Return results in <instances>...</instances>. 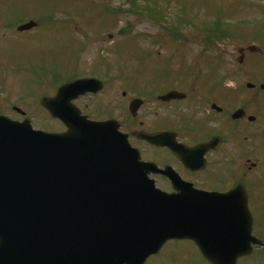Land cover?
I'll return each mask as SVG.
<instances>
[{"label": "water", "instance_id": "obj_1", "mask_svg": "<svg viewBox=\"0 0 264 264\" xmlns=\"http://www.w3.org/2000/svg\"><path fill=\"white\" fill-rule=\"evenodd\" d=\"M34 27L31 21L18 31ZM100 89L95 79L77 80L41 99L66 126L62 133L0 117V264H142L168 239H193L203 252L219 235L231 253L206 256L235 264L254 241L239 235L251 223L244 189L157 190L120 123L91 121L72 103ZM138 106L132 101V114ZM230 201L240 206L222 207Z\"/></svg>", "mask_w": 264, "mask_h": 264}, {"label": "rangeland", "instance_id": "obj_2", "mask_svg": "<svg viewBox=\"0 0 264 264\" xmlns=\"http://www.w3.org/2000/svg\"><path fill=\"white\" fill-rule=\"evenodd\" d=\"M143 4L141 0L134 5L127 0H0V111L20 105L33 114L36 129L60 131L63 126L39 106V99L52 96L67 80L93 76L104 79L107 90L75 103L92 117L110 116L132 126L128 103L147 90L144 83L155 82L154 75L210 66L208 60H198L202 57L224 60L229 71L236 67L239 46L264 48V0H158L164 14L156 20L144 14ZM29 20L38 22V27L16 33V26ZM178 57L184 64H178ZM251 59L248 73H263L264 60ZM175 73L168 83L178 80ZM242 78L245 83L244 72ZM257 137L264 144V123ZM259 146L264 162V145ZM259 191V200L264 201V181ZM262 210L264 206L254 209L264 219ZM179 248L174 264L182 263L180 256L186 251L185 245Z\"/></svg>", "mask_w": 264, "mask_h": 264}, {"label": "flooded vegetation", "instance_id": "obj_3", "mask_svg": "<svg viewBox=\"0 0 264 264\" xmlns=\"http://www.w3.org/2000/svg\"><path fill=\"white\" fill-rule=\"evenodd\" d=\"M241 49L243 55L235 58L237 67L229 71L224 67L225 62H214L204 72H180L175 83L159 80L154 93L147 88L141 97L137 129L146 133H170L165 142L182 145L189 149L188 153H174L167 143L154 146L132 137L130 141L140 149L142 161L154 163L160 170L150 174L160 191L172 193L177 190L175 186L187 185L200 191L227 192L244 186L253 219L252 236L264 243V219L256 217L254 211L264 206L256 188L264 177L258 175L264 166L258 157L259 144H264L257 137L264 123V100H261L264 72L256 76L248 73L252 59L248 51ZM243 70L251 76L249 87L245 84L248 88H244ZM170 91L182 95L165 99ZM8 108L6 115L13 120L29 118L33 123V114L23 106ZM206 143H211L209 150L201 147ZM238 205V202L230 204ZM182 245L186 251L180 256L181 264H213L194 241L176 239L166 241L143 264H174ZM206 246L210 248L208 252L220 251V255L227 252L225 248L211 249L210 242ZM236 264H264V246H253L251 253L240 257Z\"/></svg>", "mask_w": 264, "mask_h": 264}, {"label": "bare ground", "instance_id": "obj_4", "mask_svg": "<svg viewBox=\"0 0 264 264\" xmlns=\"http://www.w3.org/2000/svg\"><path fill=\"white\" fill-rule=\"evenodd\" d=\"M235 235H237V234H235ZM239 235H242V233L239 234ZM211 242L214 244V247H213L214 250H216L217 247H219L220 245H223V244L225 245V247H227V244H228V242L223 243V241H221V240L218 239V238H215V239L211 240ZM215 252H217V251H215ZM219 252H220V251H218V253H219ZM220 256H226V255L221 254Z\"/></svg>", "mask_w": 264, "mask_h": 264}, {"label": "trees", "instance_id": "obj_5", "mask_svg": "<svg viewBox=\"0 0 264 264\" xmlns=\"http://www.w3.org/2000/svg\"><path fill=\"white\" fill-rule=\"evenodd\" d=\"M125 1V0H124ZM128 1V3H130V4H132V5H134L135 4V2H137V1H140V0H127ZM145 3L146 2H149V0H143ZM145 10L146 11H150L151 10V8H149L148 6L145 8ZM149 14H152V10L149 12ZM155 14V13H154Z\"/></svg>", "mask_w": 264, "mask_h": 264}]
</instances>
